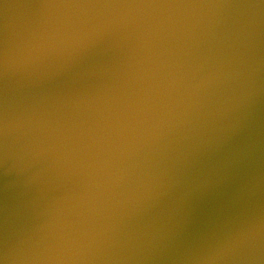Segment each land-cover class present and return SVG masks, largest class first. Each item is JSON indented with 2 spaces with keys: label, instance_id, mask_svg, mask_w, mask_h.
<instances>
[{
  "label": "water",
  "instance_id": "water-1",
  "mask_svg": "<svg viewBox=\"0 0 264 264\" xmlns=\"http://www.w3.org/2000/svg\"><path fill=\"white\" fill-rule=\"evenodd\" d=\"M0 264H264V0H0Z\"/></svg>",
  "mask_w": 264,
  "mask_h": 264
}]
</instances>
